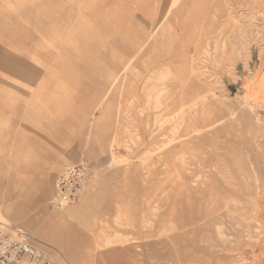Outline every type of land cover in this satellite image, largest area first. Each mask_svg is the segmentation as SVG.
I'll use <instances>...</instances> for the list:
<instances>
[{"label":"rangeland","instance_id":"374dc122","mask_svg":"<svg viewBox=\"0 0 264 264\" xmlns=\"http://www.w3.org/2000/svg\"><path fill=\"white\" fill-rule=\"evenodd\" d=\"M263 82L264 0H0V221L70 264H245Z\"/></svg>","mask_w":264,"mask_h":264},{"label":"built area","instance_id":"2783aa9c","mask_svg":"<svg viewBox=\"0 0 264 264\" xmlns=\"http://www.w3.org/2000/svg\"><path fill=\"white\" fill-rule=\"evenodd\" d=\"M91 169L86 162L66 165L55 182L54 207L77 203L87 190ZM0 264H70L52 248H42L32 236L0 221Z\"/></svg>","mask_w":264,"mask_h":264},{"label":"crops","instance_id":"0c3cea01","mask_svg":"<svg viewBox=\"0 0 264 264\" xmlns=\"http://www.w3.org/2000/svg\"><path fill=\"white\" fill-rule=\"evenodd\" d=\"M264 83V82H263ZM264 88V85H263ZM260 98H264V90L261 92ZM262 104V103H260ZM264 105V104H263ZM253 216L258 224L261 226V230L257 240L251 243H244L240 249H233L229 253V258L235 256L241 252L242 249L246 248V245L250 244V249L242 251L241 258L245 261V264H264V192L263 195L258 197L253 204ZM244 247V248H243Z\"/></svg>","mask_w":264,"mask_h":264}]
</instances>
